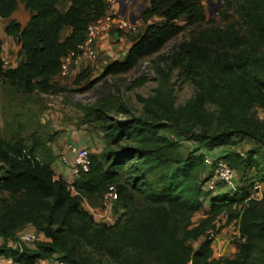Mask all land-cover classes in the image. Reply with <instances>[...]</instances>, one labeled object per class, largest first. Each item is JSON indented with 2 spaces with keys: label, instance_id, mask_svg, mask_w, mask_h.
Segmentation results:
<instances>
[{
  "label": "trees",
  "instance_id": "obj_1",
  "mask_svg": "<svg viewBox=\"0 0 264 264\" xmlns=\"http://www.w3.org/2000/svg\"><path fill=\"white\" fill-rule=\"evenodd\" d=\"M202 1L149 0L140 14L145 28L129 38L123 59L109 62L102 76L126 74L137 61L157 53L181 32L178 21L187 27L204 21ZM224 1L237 4L238 22L194 32L172 50L174 64L194 77L199 71L206 75V85L194 102L175 108L156 97L139 98L143 111L155 120L163 115L164 123L140 118L115 121L92 109L86 114L91 118L88 122L102 120L109 148L101 158L89 152V170L78 175L73 190L62 178L54 179L51 165L35 160L19 141L0 139V165L7 167L0 177V191L10 198L0 209V237L4 242L12 239L24 226L42 236L23 245L22 252L3 243L1 257L11 264H51L56 256L65 264H264V152L259 160L253 158L256 149L243 156L221 153L219 149L232 143L227 129L195 133L196 127L212 119L204 110L205 100L221 109L233 98L264 106V0ZM18 3L30 19L23 28L15 21L4 28L20 50L18 61L8 70L2 69L0 57V82L22 84L27 93H58L61 89L54 79L62 58L84 41L88 25L105 14L107 4L104 0H0V20L8 19ZM154 18L160 21L151 23ZM86 74V70L78 73L76 82ZM224 118L225 112H219L222 126ZM164 131L199 146L183 155L173 134L165 138ZM239 133L254 138L248 127ZM206 157L225 161L233 172L241 169L247 173L243 178L247 184L234 182L233 190L217 183L215 190H207L204 185L212 170L205 165ZM253 168L256 172L251 176ZM255 185L263 188L259 199L251 197ZM110 186L118 195L113 204L128 206L125 218L112 224L96 222L84 204L96 206ZM218 186L225 192L217 191ZM204 205L210 219L194 225L192 218ZM222 215L227 223L233 221L243 243L234 259L214 260L209 236L196 249L189 243L209 235L210 224Z\"/></svg>",
  "mask_w": 264,
  "mask_h": 264
},
{
  "label": "rangeland",
  "instance_id": "obj_2",
  "mask_svg": "<svg viewBox=\"0 0 264 264\" xmlns=\"http://www.w3.org/2000/svg\"><path fill=\"white\" fill-rule=\"evenodd\" d=\"M131 1H134V5L128 4L126 13L131 12L132 16L140 18L141 5L143 10L149 0ZM201 5L205 9L204 21L193 27L185 26L182 20L178 21V24L183 26L181 32L171 38L157 53L137 61L126 74L102 76L109 62L123 59L130 46L129 38L143 31L145 25L141 20L136 32L125 33L118 40L109 36L104 49L97 48L94 64L81 65L70 78L56 77L55 86L61 89L58 93L51 91L27 93L22 84L0 82V139L6 142L19 141L26 150L32 152L35 160L49 163L54 168L56 164L62 165L60 159L63 155L70 157L67 146L71 144L76 147H87L90 154L97 158H101L103 152L108 150L109 146L101 128L102 120L88 122L91 118H87L86 114L92 109L100 110L104 116L115 121L140 118L149 123H157L160 119L161 123L166 122L163 120V115L156 120L148 116L143 111V104L139 98L156 97L161 102L170 103L178 108L193 103L197 93L202 91L201 86L206 85L204 84L206 75L203 72L199 71L194 77L172 62L170 58L173 48L187 41L194 32L216 26L225 27L239 21L235 2L203 0ZM60 9L64 10L65 5ZM159 21L160 19L154 18L151 23ZM65 34L67 31L63 32L62 37ZM15 52V49L9 51L7 58L4 59L14 60ZM83 70L87 72L86 78L77 83L75 77ZM225 106V109H221L219 105L205 100L204 110L212 115V119L207 121L204 127H196L195 133L202 130L211 133L227 129L232 134L230 139L232 143L219 149L221 153L229 151L245 154L256 149V156L253 158L259 160L264 152V106L257 103L253 106L248 103L242 104V101L236 98L232 101L227 100ZM122 109L124 112L121 111ZM222 111L225 112L223 126L218 121L219 112ZM246 127L253 133L254 138L239 133ZM171 134L178 142L183 155H187L190 150H195L199 146L184 136L178 137L172 131L162 132L165 138H170ZM6 169L5 165H0V177L4 176ZM255 172L253 168L249 174L252 176ZM234 173L235 184L245 186L247 182L243 181V178L247 173L243 174L241 169H237ZM219 188L221 186H218L217 191L225 192L224 188L223 191ZM261 191L263 192V188ZM9 203V195L0 191V209L3 210ZM84 207L97 211L92 213L96 222H104L106 218L113 222L120 218L123 220L128 210V206L119 202L111 205L110 209L104 212L102 200L94 207L90 204H84ZM207 210V205H204V208L193 216L192 223L197 225L209 220L210 215ZM210 225L213 228L209 229V235L203 236L200 241L190 242L189 246L196 249L201 242L208 240L209 236L212 240L210 246L212 259H234L238 253V245L243 243L238 236L236 225L233 221L227 223L225 215L218 217ZM29 229L30 226H24L18 233L27 232ZM3 243L4 239L0 237V247ZM6 261L1 257V264H6Z\"/></svg>",
  "mask_w": 264,
  "mask_h": 264
},
{
  "label": "built area",
  "instance_id": "obj_3",
  "mask_svg": "<svg viewBox=\"0 0 264 264\" xmlns=\"http://www.w3.org/2000/svg\"><path fill=\"white\" fill-rule=\"evenodd\" d=\"M107 4L105 14L88 25L85 33L84 41L78 45L76 50L67 53L61 60L59 76L62 78H70L83 64H94L97 57V48L101 38L108 35L111 31L122 33H134L137 31L140 18L132 16L130 13H122L124 7L131 3V0H104ZM2 60V69L8 70L15 64V60ZM70 157L62 156L61 164L69 169V173L63 180L73 190L71 184L75 181L80 173H86L90 167L89 151L80 149L74 145L67 146ZM243 156V154H241ZM205 165L212 170L211 176L205 182V188L209 191L216 189L217 183H222L228 188L235 189L234 172L230 165L222 160H214L210 157L205 158ZM262 187L255 185L252 187L251 197L259 199L261 196ZM118 199V195L114 186L108 187L103 195L102 203L104 212H107L113 202ZM91 213L97 212L91 208L88 209ZM102 214H100L101 217ZM104 219V216L103 218ZM105 223L112 224L113 220L108 218L103 220ZM109 221V222H108ZM41 234L34 230L17 233L12 239L4 242L6 248L23 250V245L32 244L41 238ZM41 264H46L45 262ZM51 264H65L59 258H54Z\"/></svg>",
  "mask_w": 264,
  "mask_h": 264
},
{
  "label": "crops",
  "instance_id": "obj_4",
  "mask_svg": "<svg viewBox=\"0 0 264 264\" xmlns=\"http://www.w3.org/2000/svg\"><path fill=\"white\" fill-rule=\"evenodd\" d=\"M130 4H131V6H133L134 1H131ZM125 11H126V7H125ZM129 13L132 15L131 12H129ZM29 19H30V13L26 11L23 4L18 3L16 11L8 19L0 20V40L2 42V53L0 55L1 58H7L8 52L15 49L16 52H15L14 60H15V64H16V62L18 61V52L20 50V45L16 41H14L11 37H8L5 35L4 28H5L6 24L9 23L10 21H15L16 23H18L23 28L27 25ZM109 36H111V35H105L101 38V40L98 44V47L101 50L104 49L105 44H107V40H108ZM112 38L114 40L121 39L120 37H116V36H114V37L112 36ZM52 169L55 173L54 179H58V178L63 179L69 173V169L60 165V164H56L55 167ZM0 259H1V257H0ZM6 264H11V263L7 260Z\"/></svg>",
  "mask_w": 264,
  "mask_h": 264
},
{
  "label": "water",
  "instance_id": "obj_5",
  "mask_svg": "<svg viewBox=\"0 0 264 264\" xmlns=\"http://www.w3.org/2000/svg\"><path fill=\"white\" fill-rule=\"evenodd\" d=\"M144 1V0H143ZM219 1V0H218ZM142 5H141V9L139 10V12H140V14H141V12H142ZM122 13L124 14L125 13V7L123 8V10H122Z\"/></svg>",
  "mask_w": 264,
  "mask_h": 264
}]
</instances>
